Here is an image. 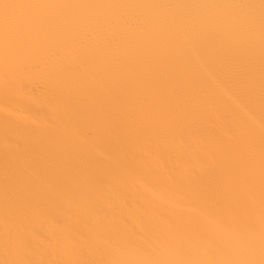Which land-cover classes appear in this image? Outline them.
Segmentation results:
<instances>
[{
	"label": "bare ground",
	"instance_id": "obj_1",
	"mask_svg": "<svg viewBox=\"0 0 264 264\" xmlns=\"http://www.w3.org/2000/svg\"><path fill=\"white\" fill-rule=\"evenodd\" d=\"M0 3V264H259L262 0Z\"/></svg>",
	"mask_w": 264,
	"mask_h": 264
},
{
	"label": "snow or ice",
	"instance_id": "obj_2",
	"mask_svg": "<svg viewBox=\"0 0 264 264\" xmlns=\"http://www.w3.org/2000/svg\"><path fill=\"white\" fill-rule=\"evenodd\" d=\"M33 7H40V5L0 3V28H2L3 30L4 39L6 43L13 27L23 23V19L12 16L10 14V10L33 8ZM262 7H264V0H262ZM261 225H262V231H261L262 258L259 264H264V215H262ZM148 264H160V262H148ZM180 264H195V262H180ZM208 264H221V262H208ZM223 264H255V262L254 261L223 262Z\"/></svg>",
	"mask_w": 264,
	"mask_h": 264
}]
</instances>
